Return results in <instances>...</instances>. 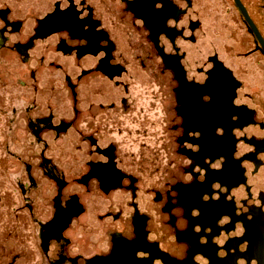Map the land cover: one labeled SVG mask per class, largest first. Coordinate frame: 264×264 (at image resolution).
Here are the masks:
<instances>
[{
  "label": "flooded vegetation",
  "instance_id": "flooded-vegetation-1",
  "mask_svg": "<svg viewBox=\"0 0 264 264\" xmlns=\"http://www.w3.org/2000/svg\"><path fill=\"white\" fill-rule=\"evenodd\" d=\"M0 253L264 264V0H0Z\"/></svg>",
  "mask_w": 264,
  "mask_h": 264
},
{
  "label": "rangeland",
  "instance_id": "rangeland-1",
  "mask_svg": "<svg viewBox=\"0 0 264 264\" xmlns=\"http://www.w3.org/2000/svg\"><path fill=\"white\" fill-rule=\"evenodd\" d=\"M21 240L18 239V251H20V249H25V244H22L20 242ZM23 245V247L21 246ZM2 255V259L0 261V264H11L9 261L11 260L12 254H4V253H0ZM16 264H26V259L24 258V255H19L17 263Z\"/></svg>",
  "mask_w": 264,
  "mask_h": 264
},
{
  "label": "water",
  "instance_id": "water-1",
  "mask_svg": "<svg viewBox=\"0 0 264 264\" xmlns=\"http://www.w3.org/2000/svg\"><path fill=\"white\" fill-rule=\"evenodd\" d=\"M238 2H239V0H238ZM242 9H243V12L245 13V15L248 17V14L246 13V11H245V9L242 7ZM249 18V17H248ZM249 20H250V18H249ZM251 21V20H250ZM252 23V22H251ZM255 27V26H254ZM256 29V28H255Z\"/></svg>",
  "mask_w": 264,
  "mask_h": 264
}]
</instances>
